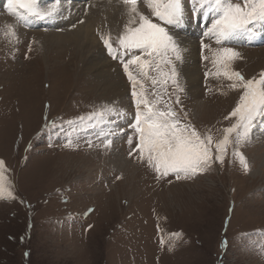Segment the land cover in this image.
<instances>
[{
	"label": "rangeland",
	"instance_id": "374dc122",
	"mask_svg": "<svg viewBox=\"0 0 264 264\" xmlns=\"http://www.w3.org/2000/svg\"><path fill=\"white\" fill-rule=\"evenodd\" d=\"M44 1L35 0L31 13L21 8L23 15L35 16L31 26L18 16L19 6L10 11L9 0L0 9V264H264V117L253 121L242 144L233 132L223 163L216 159V142L236 123L230 113L242 90L231 88L222 65L213 62L223 57L222 49H233L239 56L231 69L259 80L264 44L217 42L215 34L206 35L218 17L214 5L204 8L211 20L195 25L202 32L196 33L183 32L180 22L167 24L145 0H137V10L145 6L143 15L166 29L178 51L176 38L197 42L200 82L191 92L181 60L169 53L171 64L159 69L160 57L143 70L129 65L134 85L123 64L141 52L125 54L119 45L131 7L126 12L121 6L114 32L99 34L95 28L96 49L82 53L51 44L49 35L62 27L48 23ZM62 1L73 0H55L49 8ZM95 1L86 0L79 12ZM188 2L201 15V0H181L193 21L197 14L192 16ZM232 2L243 7V0ZM84 20L81 15L73 23ZM99 57L107 60V79L88 65ZM134 87L160 110L174 109L180 123L194 127L202 139L211 135L210 167L177 179L140 159Z\"/></svg>",
	"mask_w": 264,
	"mask_h": 264
},
{
	"label": "snow or ice",
	"instance_id": "6c2138e0",
	"mask_svg": "<svg viewBox=\"0 0 264 264\" xmlns=\"http://www.w3.org/2000/svg\"><path fill=\"white\" fill-rule=\"evenodd\" d=\"M152 9V14L169 25L178 24L184 16L181 0H145ZM124 3L131 5L129 10V24L125 26V32L119 37V45L127 51L138 50L141 55H132L130 59L123 64L126 72L129 65L135 64L141 70L155 63L154 57H160L157 68L161 63L171 64L168 58L169 53L180 59L179 52L173 37L168 34L166 29L160 24L153 23L147 16L139 13L137 10V0H124ZM10 11L16 6L25 9L31 13L35 0H9ZM213 10L218 13L214 19L212 27L209 28L206 35L215 34L217 42L221 39L226 40L231 34L247 30L251 32V25L257 21H264V0H243V7L240 3H233L232 0H201V9L213 6ZM195 11V9H194ZM38 14V13H37ZM139 17L137 22L136 17ZM131 27L132 24H137ZM104 44L112 51V44L109 38L102 37ZM204 47H208L204 45ZM223 57H217L213 62L219 63L224 68L223 76L233 81L230 85L233 89H241L239 102L235 109L230 113V117H236V123L224 130L225 134L221 140L216 142L218 149V159L221 163L224 161L226 146L231 142L230 135L236 132V143L242 144L247 140L253 121L258 117H264V73L259 80L245 79L238 71L231 69V60L239 56V53L233 49H222ZM147 57V58H142ZM205 59H207L205 57ZM129 78L137 83L131 72H128ZM220 75V72L216 73ZM162 75H167L163 74ZM175 69L173 67L171 79L175 80ZM153 84L157 81L153 79ZM165 81H161L164 83ZM141 87H143L141 85ZM182 91V89H181ZM132 95L136 98V131L139 133V155L141 160H145L149 166L162 175L175 173L177 179L183 173L186 177L202 172L211 166L213 162L211 147L212 137L207 135L201 138V134L194 128L180 123L177 112L171 107L167 111H162L156 105L150 102L146 96L138 94L135 87ZM179 103V97L175 101ZM228 117H226L227 119ZM110 143V141H109ZM241 158L245 170L248 165L242 153H237ZM4 162L0 160V166ZM0 173V181H2ZM3 185L0 183V197H3ZM8 197L14 198L11 191L7 192Z\"/></svg>",
	"mask_w": 264,
	"mask_h": 264
},
{
	"label": "bare ground",
	"instance_id": "6f19581e",
	"mask_svg": "<svg viewBox=\"0 0 264 264\" xmlns=\"http://www.w3.org/2000/svg\"><path fill=\"white\" fill-rule=\"evenodd\" d=\"M85 1L86 0H73L71 1V5H68V3H66L65 1H62L61 7H57L55 10H53V8H49V5H48L51 2L54 3V0H45L43 2L42 8L45 9L47 12L48 23L51 24L53 29H55L56 27H62V30L59 31L60 33H54V34L49 35V39H51V44L52 43H55V44L64 43L65 46H68V48H76L82 53H84L86 48H88L89 50L96 49L95 43H96L97 37L95 35V32H96L95 28H97V30L99 31V34L106 32V31L114 32V30L119 25L118 24V20L120 18L119 14L120 13L122 14L123 12L121 11V6H124L126 8V12H127V7H131V5L124 3V0L123 1L112 0L110 1L111 3H106L108 0H98L99 2L97 1L94 2V6L92 5L89 8L86 7L87 9L83 13L79 12L80 9H82V6L84 5L83 3H85ZM3 5H4V0H0V9L3 8ZM146 7L147 8L149 7L148 4ZM146 7L144 6L141 9H138V12L144 14V12L146 11L145 10ZM22 12L24 13V10L21 9V7H19L18 16L23 20V23L28 26L35 25L36 20L33 19L35 16L34 15L29 16L27 14L25 16L22 14ZM81 15L84 16V19H85L84 22H82L83 21L82 20L81 21L82 23L80 22V23L74 24L73 22L79 19ZM187 15H188V18H187ZM129 16L127 14L128 18ZM192 16H193V12H192ZM201 17L202 16L199 14H197L196 16H193V21H194L193 22L191 18V13L188 14L187 12H185L183 19L180 21V24H181L180 27H182L183 32L192 31V30H188V28H193L194 30H196V33L197 32L202 33L200 30L201 27L195 28V25L200 24L202 21L204 22L205 17L202 20H201ZM8 19L12 20L11 17H8ZM71 24H74V25L71 26ZM187 24L189 26H187ZM228 39L229 40L231 39L232 40L233 39L243 40L242 37H238L237 35H233V34L229 36ZM176 40H177V44L179 43L180 45L179 51H180V60H181L180 66L181 67L179 66V68L182 70L183 80L189 86V89H191V92H193L192 89L195 90L197 88L198 83L200 82L199 69H198V66H196V63H194L197 57L198 45L195 40L190 39L185 36L181 38H176ZM261 50L264 54V49H261ZM88 65L94 71H97L99 75L105 76L106 79L107 77L109 78L111 76L110 72L107 73L105 70V66L107 65V60L104 58L99 57L95 61H90ZM113 87L111 86L110 89L115 90L114 89L115 87L114 88ZM120 90L119 92L121 93L122 91ZM112 94L113 96L118 95V93L117 92L114 93V91L112 92Z\"/></svg>",
	"mask_w": 264,
	"mask_h": 264
}]
</instances>
